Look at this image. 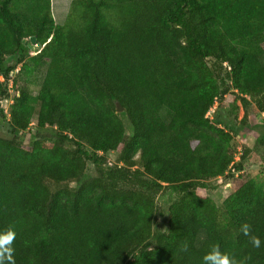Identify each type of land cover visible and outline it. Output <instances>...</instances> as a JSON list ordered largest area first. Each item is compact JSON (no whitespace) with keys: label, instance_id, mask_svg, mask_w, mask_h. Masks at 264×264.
Wrapping results in <instances>:
<instances>
[{"label":"trees","instance_id":"1","mask_svg":"<svg viewBox=\"0 0 264 264\" xmlns=\"http://www.w3.org/2000/svg\"><path fill=\"white\" fill-rule=\"evenodd\" d=\"M263 42L264 0H71L63 23L51 0H0V231H16L15 264H201L212 245L264 264V185L242 179L251 150L233 144L255 128L250 106L264 114ZM41 70L33 95L19 76ZM229 92L242 118L209 117ZM218 178L232 185L221 205L198 192Z\"/></svg>","mask_w":264,"mask_h":264},{"label":"rangeland","instance_id":"2","mask_svg":"<svg viewBox=\"0 0 264 264\" xmlns=\"http://www.w3.org/2000/svg\"><path fill=\"white\" fill-rule=\"evenodd\" d=\"M71 0H51V11L53 18L56 23H63ZM30 50L32 54H34L40 47L37 44H30ZM263 48H264V42H263ZM16 59V56L11 57L10 61L13 62ZM262 61L264 62V53L262 55ZM20 65L17 66L15 73L19 70ZM43 70H41L40 73L35 74H25L21 73V78H19V81L23 80L27 77H30L29 82V88L31 90V93L33 95L37 94L39 84L42 78ZM20 81V82H21ZM9 87V85H8ZM9 93L13 95V90L9 87ZM235 102L236 105L239 106V109L237 111V114L235 116V113H232L231 108L232 104ZM12 103V100L10 98H5L0 100V106L3 108L4 113H9L10 104ZM218 107L219 113L222 115L223 118H230L231 120H240L242 116L244 115V110L240 105V100L236 98V95L233 94V92L227 93L222 101H219L215 108L210 111L209 117H212L214 115V111ZM166 109V108H163ZM162 115L164 117H168V113L166 110L162 111ZM248 115V122L252 125H255V128L252 129L251 132H249L245 137L240 138L239 136L234 137L233 144L235 147H238L242 151L244 147L250 148V152L247 154L246 158L243 162L242 167V179H251L255 181L256 184L263 186L264 185V147L261 145L256 146V136L261 131L259 128L256 127L257 124L262 123V119L264 116H261V114L256 113L253 109V106H250L247 110ZM236 117V118H235ZM121 118L126 126L127 133H131V125L126 117L125 114L121 115ZM235 118V119H234ZM0 136H8L7 133H5L3 130H0ZM27 137L28 134L24 135L23 145H27ZM116 152H110L107 154V160L111 163L115 161L116 158ZM238 157V156H237ZM87 172L89 174H94V166L91 162L88 163L87 166ZM210 185H213L214 188L209 189H200L198 192L203 195L210 196L218 205H221L225 195L228 193V191L232 190L231 183L225 179V178H218L210 182ZM231 187V188H230ZM230 188V189H229ZM173 197V194L171 193H163L159 194L157 196V216H156V227L162 231L166 230L167 225V217H168V205H169V199Z\"/></svg>","mask_w":264,"mask_h":264},{"label":"clouds","instance_id":"3","mask_svg":"<svg viewBox=\"0 0 264 264\" xmlns=\"http://www.w3.org/2000/svg\"><path fill=\"white\" fill-rule=\"evenodd\" d=\"M251 226L243 224L240 232L250 237V243L254 248L259 249L262 241L258 236L250 235ZM16 239V231L9 227L0 231V264H15L13 242ZM201 264H238L236 259L226 252H222L216 245H212L205 254L201 257Z\"/></svg>","mask_w":264,"mask_h":264},{"label":"water","instance_id":"4","mask_svg":"<svg viewBox=\"0 0 264 264\" xmlns=\"http://www.w3.org/2000/svg\"><path fill=\"white\" fill-rule=\"evenodd\" d=\"M29 40H30V43L31 44H36V38H35V36H31ZM115 104H116V110H117V112L123 111V107L121 106V104L118 101H115Z\"/></svg>","mask_w":264,"mask_h":264},{"label":"built area","instance_id":"5","mask_svg":"<svg viewBox=\"0 0 264 264\" xmlns=\"http://www.w3.org/2000/svg\"><path fill=\"white\" fill-rule=\"evenodd\" d=\"M263 116H264V114H263Z\"/></svg>","mask_w":264,"mask_h":264}]
</instances>
